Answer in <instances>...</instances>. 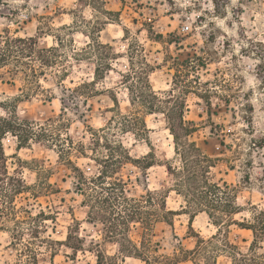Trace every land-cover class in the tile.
Here are the masks:
<instances>
[{"label": "rangeland", "instance_id": "374dc122", "mask_svg": "<svg viewBox=\"0 0 264 264\" xmlns=\"http://www.w3.org/2000/svg\"><path fill=\"white\" fill-rule=\"evenodd\" d=\"M71 3L72 0H66ZM78 3H84V0H77ZM226 0H214L216 4V15L223 19L227 13L224 12ZM172 3V0H169ZM0 4L4 5V10L0 11V20H6L12 27L4 25L0 27V37H34L38 44L40 39L47 35L49 41L53 40V32L49 26V21L56 18L57 21L61 16L66 20L71 13H75V9H54L47 13L34 12L29 6L30 0H25L18 8L11 7L6 0H0ZM87 7V4H84ZM93 6L97 11L102 12L109 17H115L117 21L121 16L129 17L131 25H140L137 30V35L141 34V30L147 36V48L145 52L148 55L152 53H160L165 48L170 49L168 56H161L160 64L163 68L157 66L154 71L161 73L170 72L173 84L183 86L182 96H171L166 99L165 104L167 108L160 106L152 113H147L144 108H139L136 115L143 116L146 121L147 129L137 122L136 115L129 122L131 126L137 129L139 136L133 133V141H122L119 145H113L107 141L103 136L98 137L95 141V148H99L101 144L104 145L105 150L121 153V149L125 147V143L130 144L133 152L130 154L134 159L131 162H126L122 165L119 175L127 182V193L130 197H139L146 194V189L157 190L166 196V204L169 210L177 211L174 217L169 215L172 225L166 221H159L155 223L153 235L149 236L152 243L149 246L148 242L144 247L140 244L143 228L139 223H132L130 227L129 236L134 243H137L140 253L143 257L152 261V264H232L230 256H216L213 241L217 236L223 234L230 237L228 247L232 251L247 248L252 251L258 247V242L264 240V209H261L259 215L253 216L249 210H255L261 200H264V193L259 196H254L249 191H243L239 198L243 201L237 207V213L231 215L233 220H226V224L219 225L215 223L213 217L205 211H195L197 206L193 205L192 198L186 191L182 189L178 193L177 179L168 173L166 164H173L178 155L175 151V139L170 129L169 116H176L178 118L184 117L186 121H192L195 126V131L190 135V140L195 141L201 150L213 159V164L208 173L209 179L213 183L224 185L227 183L232 192L236 191L238 185H249L252 180V169L254 167V160L251 159L253 154H256V159L264 160V137L257 138L255 136V129L251 133L252 139L247 144L248 159H245L241 166L242 176L239 181L236 178L237 164L234 161H239L240 156L237 154L241 149L240 145L243 143L240 140L233 141L235 133L232 131L236 126V121L241 119L247 128L241 127V131L245 135H249L248 128L252 127V122L259 125H264V110L256 111L255 107L249 103L243 105V116L239 115L241 109L236 106V90H238L239 82H243L242 78L239 82L232 84L227 83L230 76L227 72H223L227 64V57L230 56L231 50L234 47L231 39H225L223 42L218 41L219 36H226L221 28H218L215 22L207 23L206 16H200L194 24L192 32H180L179 29L183 27V23L177 20V13L165 12L159 17L146 18V14L156 11V6L146 3V0H119L115 7L104 8L103 0H94ZM38 7V5H37ZM21 13L25 14V18L21 21L18 17ZM157 20L163 22L165 31H156ZM207 23V27H204ZM35 26V29H33ZM231 29L232 25H227ZM67 24L61 25V28H66ZM35 31L36 35L30 34ZM97 31H103L102 25L93 27L92 34L95 35ZM196 32L199 34L196 35ZM241 39L247 35L245 32L239 33ZM128 37V32L119 37L120 40H125ZM91 38V37H90ZM113 41L117 39L115 33L112 34ZM74 43V41H73ZM237 43H239L237 41ZM105 46L96 45L98 59L103 60H119L123 57L122 53H112L113 44L103 43ZM249 48L240 49V55L245 59H256L264 54V44L259 41L248 40ZM50 47H54L51 48ZM64 47L63 38L55 35L54 41L48 45H41L39 48H49L37 53L36 58L49 59L50 64L44 65L43 74L39 78L43 79L50 70L57 68L61 62L62 53L60 49ZM131 47V46H130ZM255 53V55H251ZM27 57L26 59H30ZM232 60H237L236 56L231 57ZM41 63V62H40ZM131 63V61H130ZM105 68L106 64H102L99 68ZM235 67L243 71L247 68L249 73L252 72L250 64L245 63L243 67L239 64ZM257 70L264 75V64L256 66ZM108 74L117 77L120 75V68L117 65L116 69L108 70ZM65 76L67 74H64ZM95 75V70L93 76ZM100 78L106 80L107 75ZM125 75L121 77L123 83L125 82ZM191 76V79H188ZM4 82L9 87L17 86L18 82L14 81L11 76H8ZM94 80V79H93ZM92 80V81H93ZM8 81V82H7ZM213 81L215 84L213 85ZM46 82V81H45ZM157 90H164L171 94L172 89L168 86L165 77L161 75L159 79H154ZM224 82V87L220 91H213V87L220 89L221 83ZM95 83V84H96ZM77 85H75L76 87ZM208 89L201 91L200 89ZM88 87L85 88V91ZM108 99L112 104L101 106V102L97 100L95 104L90 103L94 96H102L104 92L97 90L88 99L84 101L88 107L89 112L101 111L111 113L118 107L127 109V104L121 105L115 92H112ZM251 90L248 94L243 95L244 100H250ZM19 99V98H17ZM47 105L54 103L51 97L45 98ZM117 99V102L115 101ZM25 106L30 108L27 114L35 119L40 117L36 115V109L45 107V100H41L38 105L33 106L28 96L24 97ZM75 98L69 95L61 103L63 107L73 104ZM130 103V101L128 102ZM63 107H52L48 111V119L52 120L53 116H61ZM203 109L199 110L198 109ZM83 119V117H81ZM123 122L121 123V129ZM75 130L74 125H67ZM59 127H63L60 125ZM125 135L129 134V127L127 130L122 129ZM91 132V129H89ZM49 134L41 132L37 137L36 142L40 143L39 151L33 155V148L31 144L26 147L17 149V145L13 144L11 139L3 141L6 156H11L15 159L16 153H20V160L16 162V171L21 167L26 171H30L29 165L39 166L40 162L48 159H55L52 152V142L49 141ZM139 138L143 143H136L135 140ZM59 139V137H57ZM69 148H72L74 141L71 137L68 138ZM235 145V146H234ZM57 148L60 145H56ZM82 152V149L80 150ZM144 157H149L143 160ZM63 159V156L60 157ZM180 160V157H178ZM92 159L87 154L80 156H71L67 164L53 170H50L46 178L41 182V187L38 190V196H32L30 193H21L14 199V204L17 205L18 210L23 208L24 202L29 201L36 203V214L30 216L31 209H29L23 219L28 222L35 223L36 227L32 232L34 240H39L41 233H46L53 237L51 241L44 238L41 249L48 253L47 256L39 255L37 252V262L33 257V248L28 249L32 254V264H98V255L101 259V264H119L115 258V252L112 251L114 244L119 245V251L124 254L126 259L123 264H146L141 258L135 257L134 250L130 253L125 250L126 242L123 239H110L107 237V228L100 221L90 222L88 217L89 207L84 205L86 197L81 193L77 184L73 185V177L79 181L80 170L83 171L86 177L94 172L92 167L95 164L98 170L101 165L96 160ZM135 159H138L136 161ZM154 165L146 168L145 162L152 160ZM8 163V162H7ZM78 167L80 170H76ZM264 167V165H261ZM66 169V171H65ZM264 179V177H258ZM236 197H232L231 200ZM206 208V207H204ZM197 212V213H196ZM42 213V214H41ZM196 213V214H195ZM247 213V215H244ZM191 214H195L192 224L190 223ZM99 218V217H98ZM251 219V222L249 220ZM221 222V221H219ZM44 225L45 227H42ZM250 226L251 228H244L243 226ZM106 229V230H105ZM79 232L81 235L76 236L74 233ZM95 235L100 237V242L89 244L84 247V234ZM71 234L70 238L68 237ZM144 240V239H143ZM182 240L183 245L173 246V241ZM203 240V241H202ZM200 244V247L198 246ZM47 245V247H44ZM8 248L15 249V244H10ZM199 247V253L193 252ZM139 253V252H138Z\"/></svg>", "mask_w": 264, "mask_h": 264}, {"label": "clouds", "instance_id": "9594fccd", "mask_svg": "<svg viewBox=\"0 0 264 264\" xmlns=\"http://www.w3.org/2000/svg\"><path fill=\"white\" fill-rule=\"evenodd\" d=\"M24 2L25 0H6V3L13 8H18ZM93 3L94 0H84L83 4L78 3L77 0H72L71 3L66 2V0H30L29 6L34 12L47 13L54 9L64 8L76 10L75 13L69 15L67 20L61 16L58 21L56 18L49 21V26L53 32V40L49 41L46 35L40 39V44L37 45V48L41 45L48 46L54 41L55 35L59 34L64 41V47L60 49L63 54L61 62L57 68L50 70L45 78L41 79L37 76L32 79L31 70L39 71L43 67L39 59L34 54L31 59L27 60V64L30 67H25L24 57L17 55L10 65L12 69L11 78L18 82L17 86L9 87L7 83L0 84V125H10L0 127V144L6 139H11L13 144H21L23 142L21 137L24 136L23 130L27 129L28 135L25 139L31 144L33 148L32 154L35 155L40 147V143L36 142L37 137L41 132H46L49 134V141L52 142V152L55 157L53 160L48 159L46 156L45 160L39 163V166L30 164V171H26L23 167L16 171V162L20 160V153L17 152L15 159H13L10 155L5 156L4 152L0 151V166L4 164L5 160L8 162L7 175H4L3 168L0 167V264H32V254L28 249L33 248L39 255L47 256L48 253L43 251L40 245L45 237L49 241L53 239L46 233H41L39 240L33 239L32 232L36 225L31 222L30 218L28 222H25L23 217L29 209H31L30 216L36 214V203L31 202V198H29V201L24 202L23 208L18 210L17 205L11 202L15 187L14 184H9L11 178L14 177L15 180L21 181L24 187L31 185L33 191H38L48 172L66 165L71 156L78 157L81 154H87L92 159L105 160L109 152L105 150L103 144L98 149L95 148V141L98 137L103 136L109 143L119 145L122 141H133V133L137 137L139 136L137 129L129 123L139 109L140 96L138 93H143L145 96L153 98L159 97L156 102L164 108H167L165 101L170 95L175 97L183 94V86H178L171 82L170 72L161 73L154 71L157 66L164 67V65L160 64V59L161 56H168L170 49L165 48L160 53L148 55L145 52L147 48L146 34L141 30V34L137 35V30L140 29L139 24L131 25L129 23L130 16L127 18L121 16L119 21H117L115 17H109L97 11ZM118 3L119 0H103V7H115ZM146 3L155 5L157 9L154 12L147 13L146 18L159 17L163 13L170 11L177 13V20L183 23V27L179 29L180 32H192L195 21L200 16H206L207 23L214 21L218 28L227 33L226 36H219L218 41L223 42L225 39H231L234 45L230 56L226 58L227 64L223 72L229 74L230 80L227 82L229 84L239 82L242 78L243 82H239L238 90H236V106L241 109L239 115L243 116L244 114L242 111L244 104L251 103L256 111L264 110V75L256 68L257 65L264 64V54L254 60L250 58L246 60L245 57L240 55V49L249 48V39L264 44V0H226L224 12L227 14L223 16V19L216 15L214 0H172L171 4L169 0H146ZM84 4L88 6L85 7ZM3 10L4 5L0 4V11ZM24 18V13H21V16L18 17L21 21ZM98 22L99 25H102L103 31H97L93 35V27L97 26ZM65 23L67 27L61 28V25ZM207 23H205L204 27H207ZM229 23L232 25L231 29L227 26ZM4 25L12 27L8 21L0 20V27ZM33 29H35V26H33ZM165 30L163 22L157 20L156 31ZM125 31L128 32L127 39L120 40L119 37L123 36ZM241 32L247 34L244 39H241L239 34ZM113 33L117 37L115 41L112 38ZM30 34L36 35L34 30ZM198 34L196 32V35ZM7 41L8 37H0V51L4 50ZM99 43L113 44L112 53H122L123 57L119 60L108 59L101 61L98 59L96 51V45ZM251 55H255V53ZM232 56H236L238 59L232 60ZM16 60H19V64L16 63ZM245 63L250 64L251 73H249L247 68L240 71L235 67L237 64L243 67ZM102 64H111L113 70L118 65L120 75L113 77L108 74L106 68H102L101 76L107 75L108 78L106 80L101 79L96 84H91L90 82L94 79V70ZM0 71L4 70L0 69ZM125 73L131 77L127 84L123 83L121 79ZM64 74L67 75L65 76ZM161 75L165 77L168 86L172 89L171 94L167 91L156 89L154 79H159ZM8 78V75L0 77L3 80ZM188 79L190 80L191 76H188ZM212 83L214 85L215 81ZM80 84H87L88 90L81 89L76 91L75 85ZM223 87L224 82L221 83L220 89L213 87L212 90L220 91ZM109 89L115 92L121 105L127 104V109L118 107L111 113L89 112L84 101L97 90L103 91L104 95L94 96L90 103L95 104L99 100L101 106H110L112 104V101L108 99L111 94ZM200 90L207 91L208 89L201 88ZM249 90L252 93L251 98L250 100H244L243 95L248 94ZM81 91L84 92V95L80 94ZM69 95L74 96L75 102L63 107L61 102ZM25 96L30 98L33 106L38 105L41 100H45L46 106L36 109V115L40 117L39 119L27 115L31 110L25 106ZM48 97L53 99L54 103L52 105H47L45 98ZM129 101H132V103H128ZM52 107H63V113L59 117L53 116L52 120L49 121L48 111ZM26 119L28 124H25ZM109 121H112V123L110 124ZM122 122L129 126V134L127 135L120 127ZM69 124L74 125L75 130L72 127H68L67 125ZM60 125H63V127H59ZM241 127L247 128L248 125L243 120L238 119L236 126L232 129L235 133L233 141L240 140L243 142L240 145L241 150L237 153L240 159L239 161H234L237 164V181L242 176L241 166L244 164L245 159L249 158L247 156V144L252 139L251 133L253 129H255L257 138L264 137V125L252 122V127L248 128L249 135H245L241 131ZM89 129H91V132H89ZM69 137L74 141L72 148H69ZM135 142L140 144L143 143V140L137 138ZM57 144L60 145L59 148L56 147ZM81 149L82 152L80 151ZM121 151L131 154L133 149L130 144L125 143V147ZM258 151H264V149ZM61 156H63V159L60 158ZM255 157L256 154L254 153L253 157H251L255 162L252 169L251 184L238 185L235 192L229 190V195L236 197L232 200L234 206L238 207L243 203L239 198L243 191H249L254 196L264 193V179L258 178L264 177V167H261V165H264V160H258ZM173 166L177 171H182L183 169V163L178 157ZM92 167L94 172L90 175H99L98 167L95 164ZM70 182L73 185L79 183L75 176ZM92 191L94 192L95 189L93 188ZM248 207L252 215L257 216L260 210L264 209V200H261L255 210L251 209V205ZM194 210L199 211V209ZM244 215H247V213ZM249 222H251V219ZM42 227L45 226L42 225ZM74 235L79 236L81 233L76 232ZM229 240L230 237L225 236L222 232L212 242L216 249V256H230L232 264H264V240L259 241L258 247L252 251L247 248L232 251L228 247ZM97 242H100L99 236L84 234L85 248L89 244ZM10 244H15L14 250L7 247ZM176 245L182 246L183 241H173V246L175 247ZM44 247H47V245H44ZM112 251L115 252L117 262L123 264L126 257L119 251V245L114 244ZM225 264H228V262L226 261Z\"/></svg>", "mask_w": 264, "mask_h": 264}, {"label": "trees", "instance_id": "16d2710c", "mask_svg": "<svg viewBox=\"0 0 264 264\" xmlns=\"http://www.w3.org/2000/svg\"><path fill=\"white\" fill-rule=\"evenodd\" d=\"M8 41L5 43L4 50L0 51V77L5 75L11 76L12 69L10 65L17 55L24 57V66L30 67L27 64V57H33L37 53L50 50L51 48H37L38 42L34 37H13L7 36ZM101 47L105 46L103 43H99ZM30 58V59H31ZM41 64L48 65L51 61L49 59H41ZM19 64V60H16ZM104 68V67H103ZM107 70L111 69V64H106ZM102 69L97 67L95 69L94 80L91 84H95L100 78L99 72ZM43 74V69L36 71L31 70V78L35 79ZM19 75V73H17ZM125 82H129L131 77L127 74L125 75ZM0 81L4 82L3 79ZM8 82V81H7ZM126 83V84H127ZM87 84L77 85L76 91L87 88ZM84 95V92H80ZM140 96L139 108H144L147 113H152L156 109L160 108V105L156 102L159 97L145 96L143 93H138ZM117 102V99H115ZM132 103V101H130ZM114 119V118H113ZM136 120L139 122L144 129H147L146 121L143 116L136 115ZM111 124L112 121H109ZM169 123L171 124V131L175 139V151L180 161L183 163L182 171H177L173 164L167 163L166 167L168 173L177 179V189L178 193L186 191V193L191 196L193 205L197 206L199 211L207 212L210 217H213L215 223H220L219 225L226 224V220H233L230 218L231 215L237 213V207L232 203V196L229 195V190L231 189L227 183L224 185H219L218 183H213L210 181L208 173L210 168L214 166L213 159L204 153L201 148L196 144L195 141L190 140V135L195 131V126L192 121H186L184 117L169 116ZM25 124H28V120H25ZM10 126L8 124L0 125V127ZM122 129L127 130L129 127L127 124H122ZM24 136L21 137L23 141L21 144L17 145V149L26 147L29 144L28 140L25 139L28 135V130L24 129ZM128 131V130H127ZM123 149V148H122ZM0 151L4 152L6 156L3 143L0 144ZM149 157H144L143 160ZM101 160V159H96ZM134 159L128 153L121 151L117 153L115 150L111 152L107 159L98 161L102 166L99 170V175H93L86 177L83 171L78 167L76 170H80L79 183L77 186L81 193L86 197L83 202L84 205L89 207L88 217L90 222L100 221L105 228H107V237L110 239H123L126 243L123 244L127 252L134 250V253L129 254V256L134 255L135 257L141 258L146 264H152V261L148 258L143 257L140 253L137 243H134L132 238L129 236L130 227L132 223H139L143 228V233L141 235L140 244L144 247L145 243L148 242L150 246L152 241L149 236L153 235V229L155 223L159 221H166L172 225L169 215L173 216L178 214L177 211L169 210L166 204V196L161 194L159 191L146 189V194L140 195L139 197H130L127 193V182L123 177L119 175L122 165L126 162H131ZM138 161V159H135ZM146 168L154 165L153 159L147 160L145 162ZM3 168L4 175L8 174L7 160L4 164L0 166ZM10 185H15L13 191L14 196L12 203L14 204V199L21 193H30L32 196L37 197L38 191H33L32 186L29 185L24 187L21 181L11 178L9 180ZM93 188L95 191L93 192ZM90 193H92L90 195ZM107 193V194H105ZM223 194V195H221ZM206 207V208H204ZM197 213V212H196ZM195 213V214H196ZM42 214V213H41ZM195 214H191L190 223L192 224ZM99 217V218H98ZM228 218L226 220H223ZM221 221V222H219ZM244 228H251L246 225ZM71 234H69V238ZM144 239V240H143ZM203 241V240H202ZM200 247V244H198ZM199 247L193 252V254L199 253ZM33 257L37 262L36 251L33 250ZM139 252V253H138ZM98 264H101L100 256L98 255Z\"/></svg>", "mask_w": 264, "mask_h": 264}]
</instances>
